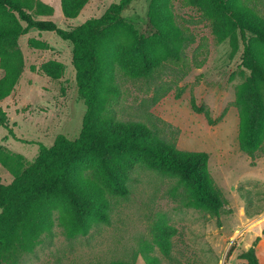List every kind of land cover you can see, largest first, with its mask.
I'll return each mask as SVG.
<instances>
[{
  "label": "trees",
  "instance_id": "trees-1",
  "mask_svg": "<svg viewBox=\"0 0 264 264\" xmlns=\"http://www.w3.org/2000/svg\"><path fill=\"white\" fill-rule=\"evenodd\" d=\"M135 1L119 0L101 17L63 29L46 19L55 10L42 0H0V68L4 72L0 78V128L15 136L1 102L14 92L24 64L22 53L11 51L7 43L32 30L55 33L72 45L78 92L86 106L79 136L72 140L61 134L52 146L41 144L38 156L20 172L13 168L20 164V157L0 155L2 164L15 174L10 184L0 181V264H20L22 256L33 253L43 237L54 235L56 225L66 237L75 238L87 236L97 224H108L113 202L128 197L129 182L137 169L176 180L185 191L187 206L220 216L225 201L210 176L208 153L179 149L152 119L127 121L119 116L117 106L124 96L120 78L148 81L167 67L185 76L202 68L208 56L207 46L200 47L203 59H198V52L188 56L195 37L177 22L175 0H151L149 35L140 33L124 17ZM178 1L182 7L200 12L210 23L214 39L229 41L233 53L242 42V65L249 77L235 93L239 144L251 158L258 152L264 154V16L257 9L258 0ZM89 2L61 0L64 17L76 19ZM30 44L36 49L50 48L38 39H31ZM39 70L59 80L65 68L60 61L50 60ZM170 90L158 89L155 102ZM182 94V88L176 90L177 98ZM191 106L210 124L220 121L213 119L210 108L199 105L194 95ZM156 229L153 244L144 248L146 264H160L158 257L149 254L153 246L166 255L172 248L176 229L167 225ZM242 258L247 264H260L254 247Z\"/></svg>",
  "mask_w": 264,
  "mask_h": 264
},
{
  "label": "rangeland",
  "instance_id": "rangeland-1",
  "mask_svg": "<svg viewBox=\"0 0 264 264\" xmlns=\"http://www.w3.org/2000/svg\"><path fill=\"white\" fill-rule=\"evenodd\" d=\"M42 1L55 10L46 19L60 28L72 29L101 17L119 0H90L79 17L70 20L63 15L61 0ZM150 2L136 0L124 12L126 20L146 35L151 33ZM174 2L177 22L195 37L187 49L188 56L192 58L198 52V59H203L200 47L207 46L206 63L185 76L167 67L148 81L120 78L124 96L117 110L127 121L154 120L165 138L181 150L209 154L210 176L225 201L220 216L187 206L185 191L176 180L137 169L129 182L128 197L113 202L108 224H97L87 236L75 238L66 237L56 225L54 235L43 237L33 253L22 256L20 264H146L144 248L149 242L153 244L156 228L162 225L173 227L176 233L168 255L156 245L150 250L149 254L158 257L160 264H247L242 254L251 247L260 264H264V154L258 152L251 158L241 150L239 113L234 104L237 87L249 77L242 65V42L233 53L229 41L218 43L214 39L210 23L200 12L182 7L178 0ZM257 4L264 16V0ZM31 39L45 41L50 48L36 49L30 44ZM7 45L11 51L22 53L24 64L14 92L1 102L15 136L0 128V155L20 157V164L13 167L20 172L38 156L41 144L50 147L61 134L76 139L86 106L78 92L70 43L55 33L32 30L9 40ZM50 60L64 64L61 79L53 80L39 70ZM3 75L0 68V78ZM167 88H171L170 92L155 102L158 89ZM179 88L183 94L177 98ZM192 95L199 105L210 108L213 119L220 121L210 124L204 114L195 112ZM14 175L0 161L1 183L10 184Z\"/></svg>",
  "mask_w": 264,
  "mask_h": 264
}]
</instances>
